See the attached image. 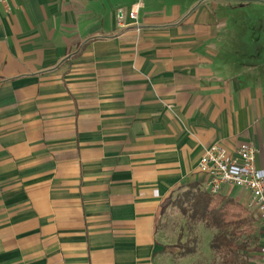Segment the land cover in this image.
I'll use <instances>...</instances> for the list:
<instances>
[{"label":"crops","instance_id":"1","mask_svg":"<svg viewBox=\"0 0 264 264\" xmlns=\"http://www.w3.org/2000/svg\"><path fill=\"white\" fill-rule=\"evenodd\" d=\"M214 144L264 170V3L0 0V264H196L163 212Z\"/></svg>","mask_w":264,"mask_h":264},{"label":"built area","instance_id":"2","mask_svg":"<svg viewBox=\"0 0 264 264\" xmlns=\"http://www.w3.org/2000/svg\"><path fill=\"white\" fill-rule=\"evenodd\" d=\"M264 3V0H258ZM137 7L132 8L128 18L136 20ZM123 13L117 12L118 24L121 25ZM256 150L244 145L229 152L224 147L214 144L206 148L200 158L197 170L205 178L204 192L221 195L225 187L246 191L249 200L245 204L248 212L255 213L264 235V170L255 165ZM264 259V248L260 249Z\"/></svg>","mask_w":264,"mask_h":264},{"label":"trees","instance_id":"3","mask_svg":"<svg viewBox=\"0 0 264 264\" xmlns=\"http://www.w3.org/2000/svg\"><path fill=\"white\" fill-rule=\"evenodd\" d=\"M189 199V209H182V214L189 212L192 221L202 223L207 229L216 230L210 250L223 257V264H234L237 251L246 248L243 243L237 244V237L252 226L248 211L235 200L200 190L192 193ZM186 254L188 253H181L182 256Z\"/></svg>","mask_w":264,"mask_h":264},{"label":"rangeland","instance_id":"4","mask_svg":"<svg viewBox=\"0 0 264 264\" xmlns=\"http://www.w3.org/2000/svg\"><path fill=\"white\" fill-rule=\"evenodd\" d=\"M195 191L183 190L175 194L163 212V223L169 234V241L175 240L179 253H188L195 257L196 264H223L222 256L210 250V243L217 234L216 230L207 229L202 223L192 221L189 212L182 214L181 210L188 211L190 195ZM234 191L232 195L235 193ZM188 195V196H186ZM247 234V233H246ZM242 236H246L243 234ZM237 237V244H245V238ZM190 251V252H189Z\"/></svg>","mask_w":264,"mask_h":264}]
</instances>
